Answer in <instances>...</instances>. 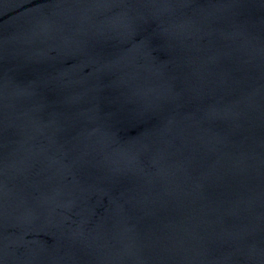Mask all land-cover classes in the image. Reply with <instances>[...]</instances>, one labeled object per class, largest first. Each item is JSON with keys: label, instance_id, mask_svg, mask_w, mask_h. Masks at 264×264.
Returning a JSON list of instances; mask_svg holds the SVG:
<instances>
[{"label": "water", "instance_id": "water-1", "mask_svg": "<svg viewBox=\"0 0 264 264\" xmlns=\"http://www.w3.org/2000/svg\"><path fill=\"white\" fill-rule=\"evenodd\" d=\"M0 264H264V0H0Z\"/></svg>", "mask_w": 264, "mask_h": 264}]
</instances>
